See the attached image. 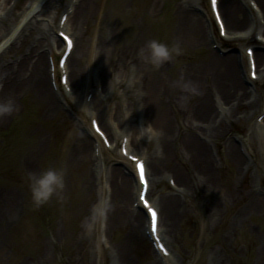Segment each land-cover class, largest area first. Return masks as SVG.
<instances>
[{
  "label": "bare ground",
  "instance_id": "obj_1",
  "mask_svg": "<svg viewBox=\"0 0 264 264\" xmlns=\"http://www.w3.org/2000/svg\"><path fill=\"white\" fill-rule=\"evenodd\" d=\"M11 1L0 0V100L13 98L16 110L11 115L0 116V130L6 128L8 122L21 112L20 100L27 96L42 109L41 117L45 121L58 118L65 110L71 111L72 115L69 114L67 118L69 121L77 118L74 112L78 114L80 130L64 153V163L68 169L84 168L82 184L88 187V193L94 190L95 185L102 186L105 197L103 204H99V210L102 215L108 209L109 229L127 224L139 228L146 236L149 220L139 208L141 185L135 163L125 160L122 166H107L108 161L113 162L107 156V150H110L91 124V119L99 115L100 126L111 142L112 151L126 136L129 152L146 161L149 179L147 198L159 210L158 234L169 250V255H164L155 249L157 260L150 264H180L173 248V238L180 232L179 226L190 212L187 206L189 201H194L198 193L207 197L200 207L207 212L209 224L215 229L219 217L226 220L232 216L225 212L227 195L219 183L217 153L221 159L231 160L239 167L238 178L242 179L241 173L250 167L248 160L252 158L254 161L256 146L259 149L257 139L264 136V118L261 123L253 121L254 114L264 106V89L253 84L248 55H220L208 49L209 45L218 42H212V38L206 34L212 28L207 26L206 8L198 9L202 0L179 1L175 9L177 22L174 24L173 39L174 44L182 49L191 48L190 51L196 52L204 49L209 53L202 57L194 56V59L178 68L170 60L159 69L145 63L140 56V50L151 40L152 34L147 24L148 15L143 13L142 17L132 12L133 0H76L72 4L73 9L67 8L70 13L63 27L56 22V17L65 0H26L17 13L15 9L20 0H15L12 8ZM251 1L218 0V6L228 37L240 41L260 35L261 46L256 47L254 57L257 80L263 83L264 0H253L259 6L258 11L249 6ZM158 10L160 6L155 2L151 11L155 15ZM49 17L54 19V26L45 27ZM91 19L95 20V30L89 29L94 34L91 35V43L86 46L82 39L83 30ZM80 25H83V30L76 35L74 28ZM63 28L75 39L67 66L70 70V92L61 90V85L59 92L55 91L56 77H52V63L49 60L50 57L53 59L55 74L60 73L56 54L64 48V42L57 32ZM25 43L26 51L13 58L12 54L20 51ZM219 46L222 47L221 44ZM77 53L78 63L75 60ZM82 60L87 61L85 68ZM247 63L248 73L245 72ZM117 77L121 81L119 85L115 84ZM112 78L113 94L109 90ZM129 79L134 81L131 89L127 86ZM99 87H102L101 91ZM137 90L142 92V96L137 97ZM90 93H93V97L88 100ZM120 95L132 100L131 108H128L136 112V118L129 117L121 124L122 128L131 131L151 123L152 127L162 132L155 140L152 151L149 146L154 140L135 136L129 139L127 134L117 136L113 131L110 120L122 122L125 111H128L121 98L114 107L110 105ZM107 106L110 107L109 111L106 110ZM89 112L94 113V117ZM138 116L142 117L141 121L137 120ZM243 118L248 123L247 136L236 138L230 127L234 130L233 122ZM42 127L41 124L31 127L29 137L37 140L20 156V164L28 172L38 173V160L50 150L52 144V132L42 131ZM262 150L260 157L264 160L263 147ZM111 154L114 158L118 157ZM90 161L91 168L88 166ZM168 176L169 179L175 178V187L174 191L161 195L162 207L161 199L159 202V198L153 199L151 192L155 184H162ZM84 187L82 193L87 194L88 189L85 191ZM253 190L259 197L252 201V206L264 214L261 201L264 190L257 185ZM24 196L22 190L0 186V251L8 241L9 228L13 224L21 222L25 224L24 228L27 227V221H24ZM245 225L244 216L238 212L230 223H226L220 246L199 243L197 249L200 254L205 249L208 251L206 264H236L239 258L246 257L249 249H246V253L244 246L237 241ZM131 234L135 235L136 230ZM259 242L252 264H264V236L260 237ZM111 255L110 264H114L115 258L118 259L117 264H125L119 253ZM40 257L43 263L45 258L43 255Z\"/></svg>",
  "mask_w": 264,
  "mask_h": 264
},
{
  "label": "rangeland",
  "instance_id": "obj_2",
  "mask_svg": "<svg viewBox=\"0 0 264 264\" xmlns=\"http://www.w3.org/2000/svg\"><path fill=\"white\" fill-rule=\"evenodd\" d=\"M25 1L20 0L15 9L16 13L19 11L20 5ZM179 1L133 0L132 12L142 17L143 13L148 15L147 24L152 34L151 40L159 39L170 46H176L174 44L173 31L177 18L175 9ZM155 2L159 4L160 10L154 15L151 9ZM202 2L198 6L202 9L206 8L205 11L207 12L208 5L206 0H202ZM64 10L65 6L58 9L57 21ZM198 11L200 12L201 10ZM210 22L213 31L217 34V28L212 17H210ZM91 28L95 30V20L93 19L89 21L84 30L83 25L74 28L76 35L78 31L83 30L82 39H84L83 43L86 46L91 43V35L94 34L89 32ZM98 33L96 32V34ZM225 41L229 43H224L221 40L224 47L227 48L225 49L227 50L226 52L229 54H236L241 51L244 55L245 46L250 44L259 45V41L254 37L240 41L234 39ZM26 46L27 43L24 44L20 51L13 53L12 57L15 58L25 52ZM208 49L213 50V47L209 45ZM190 50L191 48H180V54L173 55L171 61L175 62L176 68L184 66L191 59H194V56L202 57L209 53L207 49V52L204 49L197 52ZM77 57L78 53L75 55V60L78 59ZM82 64L85 68L87 61L82 60ZM245 70H247V64ZM84 77L87 78V75ZM256 86H262L264 89V82L258 81ZM120 98L124 107V101L126 100L127 109L130 111L128 107L131 108L130 101L132 100L128 99L126 95L116 97L110 105L114 107L113 105L119 103ZM20 101L22 103L21 112L8 122L6 128L0 130V186L17 188L24 192L26 218L24 221H27L25 222L27 227L24 228L25 224L20 222L19 224H13L9 228L8 241L0 251V264H110L109 258L112 261L111 254L116 255L118 253L123 257L125 264L154 263L157 260V255L149 237L144 236L139 228H133L127 224L116 228L110 227L109 229L107 221L108 209L104 210L102 215H100L99 210V204L102 201V186L95 185L94 190L88 193V187L85 188L82 184L84 168L71 167L68 169L64 163V153L69 143L80 130L78 114L74 112V117L77 118L69 121L67 118L69 114L72 115L71 111L65 110L58 118L45 121L41 117L42 109L36 102L31 100L30 96L21 98ZM109 106H107V111H109ZM72 109L75 111L74 108ZM139 110L140 108L137 107V111ZM135 113H132L130 117L136 118ZM262 113H264V106L254 114L253 121L255 122ZM240 115L242 116V114ZM64 116H66V119ZM108 116L111 119L110 115ZM237 119L240 120L242 118ZM228 122L229 120H227V124ZM34 124H41L43 126L42 131L52 132L53 134L50 150L42 159L38 160V173L42 169L49 167L64 168L66 170V186L63 190L62 198L54 196L47 204L39 208L34 207L31 202L27 179L30 172L20 164V156L23 155L24 150L37 140L29 137L30 129ZM233 127H235L234 130L231 127L230 130L236 138L241 136L246 138L248 123L244 118L241 121L233 122ZM257 142L260 145L259 149L261 147L260 150H262V147L264 148V136L262 139L258 138ZM154 146L155 140L149 146L150 151H152ZM256 148L258 149V146ZM257 149L253 153L254 161L252 158L248 160L250 161V167H247L246 171L241 173V177H244L242 179L238 178L241 171L239 167L237 168L236 164L227 158V161L221 159V156L217 153V160L220 163L218 167L219 183L227 195L225 212L227 215L232 216H228L226 220L219 217L217 220L218 226L215 229L209 224L211 222L208 220L207 212H203L200 207V203L205 202L207 197H204L202 193H198L194 201H189L187 206L190 212L183 218L179 226L180 232L173 238V248L181 261L180 264H206L208 251L205 249L200 254L197 249L198 244L212 243L213 246H220L221 234L227 228L226 223H230V219L238 212L244 216L246 225L238 235L237 241L241 246H244L245 250H249L248 253L246 250L247 256L239 258L236 264L253 263L257 256V248L260 246L259 239L264 236V214L256 211L252 206V201L259 197L253 187L257 185L259 189L264 190V160L260 157L263 153ZM111 153H114L115 156L118 155V148L117 152L109 151L107 153V156L113 161L112 163L108 161L107 166L120 165L121 159L114 158ZM91 164L92 162L90 161L88 163L90 168ZM162 182V184H155V189L151 192V196L161 199L163 207L161 195L172 191L168 189L167 179ZM82 187H84L85 191L88 189L86 191L87 194L82 193ZM262 196L261 201L264 205V195ZM39 209L43 216L48 217L45 222L38 216L37 212ZM162 224L164 225V222ZM134 229L136 230L135 235L131 234ZM207 246H210V244L205 247L207 248ZM41 255L45 258L43 263L41 262ZM117 261L118 259L115 258L114 264H117Z\"/></svg>",
  "mask_w": 264,
  "mask_h": 264
},
{
  "label": "clouds",
  "instance_id": "obj_3",
  "mask_svg": "<svg viewBox=\"0 0 264 264\" xmlns=\"http://www.w3.org/2000/svg\"><path fill=\"white\" fill-rule=\"evenodd\" d=\"M54 26V19L49 17L45 27ZM180 48L178 46H170L166 42L159 39L147 41L144 48L140 50V56L145 63L150 64L156 69H159L166 62L170 61L173 55H179ZM121 83L119 77L116 78L115 84ZM127 86L131 89L134 87V81L129 79ZM109 90L113 94L115 88L113 86V78L110 81ZM137 97L142 96V92L136 91ZM125 109L127 102L124 101ZM142 108V107H141ZM16 110V104L13 98L9 97L6 100H0V116L11 115ZM134 111H125V116L122 122L110 120V125L117 136L128 135L129 139L135 136L138 139L147 137L148 141L158 140L162 132L152 127L149 123L147 126L141 125L137 129L128 130L122 128L121 124L126 121ZM90 116L94 117V113L89 112ZM28 183L30 190L31 202L34 207L39 208L47 204L54 196L61 197L66 186V170L64 168L49 167L42 169L39 173L30 172L28 174Z\"/></svg>",
  "mask_w": 264,
  "mask_h": 264
},
{
  "label": "snow or ice",
  "instance_id": "obj_4",
  "mask_svg": "<svg viewBox=\"0 0 264 264\" xmlns=\"http://www.w3.org/2000/svg\"><path fill=\"white\" fill-rule=\"evenodd\" d=\"M217 2L218 0H211V5L213 7V9L217 8ZM217 18L220 19V13L217 10L216 12ZM221 29L224 28V24L223 21H221L220 24ZM69 44H71V41L69 40ZM251 51H249V55H251ZM253 76H255V72H253ZM95 123V122H93ZM99 127L97 126V131H99ZM126 154H127V150H125ZM133 160H136L137 157L133 156L132 157ZM138 168H139V174H140V180L143 182L144 187H145V194L141 197V199L143 200L144 204L146 207L149 208V210L151 211V223H152V230L155 232L157 230V222H158V213L157 211L151 207L149 201L147 200L146 196H147V189H148V181L146 179V169H145V164L144 162L141 160L138 162ZM161 248H163V245H161ZM166 251V250H165Z\"/></svg>",
  "mask_w": 264,
  "mask_h": 264
}]
</instances>
